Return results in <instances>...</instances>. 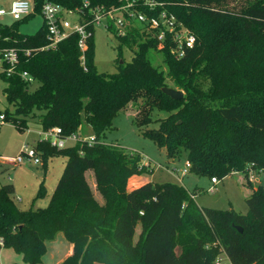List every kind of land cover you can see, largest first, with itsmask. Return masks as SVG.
<instances>
[{"label":"trees","instance_id":"trees-1","mask_svg":"<svg viewBox=\"0 0 264 264\" xmlns=\"http://www.w3.org/2000/svg\"><path fill=\"white\" fill-rule=\"evenodd\" d=\"M45 1L87 16L84 66L75 33L48 46L43 23L34 33L19 31V23L40 13ZM156 1L160 4L150 9L144 0H32L31 13L0 25V48L18 50L13 71H0L12 106L0 110L5 121L19 130L31 122L41 130L58 126L63 135L80 134L85 121L96 140L63 148L35 141L43 165L48 157H64L43 207L34 206L44 194L43 181L26 208L13 199L12 182L0 185V248L20 254L24 264H43L46 242L58 232L72 244L61 264H215L220 254L230 264H264V187L247 178L264 170V0L237 9L227 0ZM125 4L127 10L121 9ZM112 9L121 12L123 23L108 29L118 50L126 44L132 54L119 61L118 53L115 72H99L91 20L96 10L104 15ZM160 10L174 16V31L186 28L195 37L181 55L173 32L164 28L159 39L158 27L128 16L130 11L157 16ZM23 71L36 81L34 89L20 76ZM162 86L183 95L172 99ZM128 106L136 111L131 122L139 132L168 158L184 155L189 172L217 180L243 173L250 188L246 212L199 206L194 192L175 182L147 180L127 188L128 177L146 171L139 153L100 138Z\"/></svg>","mask_w":264,"mask_h":264},{"label":"rangeland","instance_id":"rangeland-1","mask_svg":"<svg viewBox=\"0 0 264 264\" xmlns=\"http://www.w3.org/2000/svg\"><path fill=\"white\" fill-rule=\"evenodd\" d=\"M4 1L6 0H0V7H6ZM254 1L256 0H227V6L237 9ZM113 11L114 18L106 16L93 25V62L99 72H115L118 53H120L119 61H129L132 54L131 49L126 44H122L118 50L116 35L106 27L108 22L112 23L115 28V16L122 17L121 12L115 11V9ZM67 18L72 22L77 16L69 14ZM0 21L9 25L16 20L9 14H5L0 17ZM41 25L42 17L40 13H37L26 21L20 22L18 28L23 33H34ZM36 84V81H32L29 90L34 89ZM3 86L4 82L0 78V108L8 107L12 110V106L7 104L5 100L2 91ZM131 114H136L135 109L131 106L118 112L112 118L111 127L100 138L104 143L116 144L125 150L139 153V165L146 171L136 174L133 179H130L132 176L128 177L127 188L132 184L147 180L175 182L181 184L188 192H194V202L199 206L217 209L232 208L239 213L246 212L245 196L250 188L245 184L243 173L233 172L219 179L212 190H209L212 183L207 176H199L189 171L181 176L180 170L185 162L184 155L178 160L168 158L164 148L155 145L151 139L143 136L137 127L132 124ZM160 115L163 116L164 114L160 113ZM150 126H155V124ZM40 130L35 122H31L29 128L24 130L17 129L10 122L0 124V185L5 182L13 183L14 193L12 197L21 208L30 205L41 181H43L45 191L42 196L34 201V206H45L64 166L63 156L48 157L45 165H43L42 160L41 163L34 164L32 160L27 158L21 163L13 162L18 155H22L21 152L25 149V146L32 147L34 145L39 138ZM80 134L82 136L93 134L91 127L85 121L80 125ZM66 143L69 144L70 141L67 140ZM85 175L92 186L94 195L100 200L99 193L95 190L92 172L87 170ZM247 178L253 186L259 184L264 187V170L253 173L252 179ZM1 252V264H23L21 255L11 248L2 249ZM220 257L226 259L223 254Z\"/></svg>","mask_w":264,"mask_h":264},{"label":"built area","instance_id":"built-area-1","mask_svg":"<svg viewBox=\"0 0 264 264\" xmlns=\"http://www.w3.org/2000/svg\"><path fill=\"white\" fill-rule=\"evenodd\" d=\"M147 6L152 9L159 5L160 3L156 0H144ZM86 5V2L84 3ZM129 4H125L121 6V9H126ZM33 10V2L32 0H11L8 7H0V17L9 14L14 20H18ZM108 10L106 14H100L98 10L94 12L93 19L91 20L92 25L95 22H98L101 18L108 16L109 18H114L113 11ZM117 11V9H115ZM120 12V11H119ZM74 14L77 18L74 21H70L67 18V15ZM40 15L42 17V23L46 29V38L48 40V46H54L56 43L61 41L62 39L66 38L69 34L75 33L77 35V46L81 51L80 54V63L84 66V50L87 46V38L90 35L89 30V20L87 16L83 13L82 9L71 10L64 8L62 5L51 2L45 1L42 3L40 8ZM128 16H136L138 20L147 21L151 26L158 27L159 33L157 37L159 39L163 38L164 35V28H166L169 32H173V37L177 41L178 48L177 54L181 55L183 53L184 47H191L194 44L195 37L194 35L189 32V30L179 29L174 31L175 25V18L171 14H167L164 10H160L157 16H146L143 13H133L132 11L128 12ZM123 18L119 16H115V24L116 28H119L123 23ZM0 21V25H1ZM110 23L107 22L106 27L108 28ZM28 52V49L25 50ZM18 60V50L14 47H6L0 48V71L4 72L5 74L9 75L13 71L14 65L17 63ZM4 63V65H3ZM20 76L28 81H32V77L26 72L23 71L20 73ZM4 114L0 112V124L5 123ZM39 140H44L49 143L50 146L55 148H63L66 145L67 140L75 142H85L86 144L90 145L94 143L95 137L93 134L89 136H82L81 134H76L74 132L63 135L61 128L58 126L50 127L46 130H40L39 132ZM22 155H18L13 162L20 163L25 158L32 160L33 163L41 162L40 156L37 154L34 147H27L21 152ZM190 163L185 160L182 169L180 170V174L185 175L188 172ZM248 177L250 179L253 178V173L249 172ZM212 185L209 187V190H212L218 180L215 177L210 178ZM222 254L218 255L215 259V264H230L228 259L225 260L220 257Z\"/></svg>","mask_w":264,"mask_h":264},{"label":"crops","instance_id":"crops-1","mask_svg":"<svg viewBox=\"0 0 264 264\" xmlns=\"http://www.w3.org/2000/svg\"><path fill=\"white\" fill-rule=\"evenodd\" d=\"M4 2H5L6 7H8L11 0H6ZM2 109L0 108V110H2ZM69 144H73V142L70 141ZM0 163H1V161H0ZM39 163H41V162H39ZM39 163H34V164H39ZM134 177H135V175H132V177L130 179H133ZM142 182H137L136 184L130 185L129 189L139 185ZM2 249H5V248H0V255L2 254V252H1ZM71 253H72V244L66 240V238L64 237V235L61 232H58L56 234V237L53 240L46 242V251L42 255V261L44 264H61L63 259L66 256L70 255ZM21 259H22V257H21ZM93 264H103V263L94 262Z\"/></svg>","mask_w":264,"mask_h":264},{"label":"water","instance_id":"water-1","mask_svg":"<svg viewBox=\"0 0 264 264\" xmlns=\"http://www.w3.org/2000/svg\"><path fill=\"white\" fill-rule=\"evenodd\" d=\"M161 91L172 99H180L182 97V91L169 86H162ZM238 231H241V227L236 226Z\"/></svg>","mask_w":264,"mask_h":264}]
</instances>
